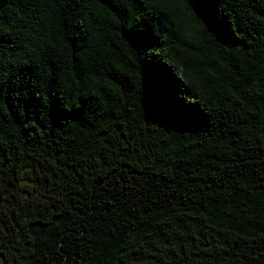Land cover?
I'll list each match as a JSON object with an SVG mask.
<instances>
[{
	"label": "trees",
	"instance_id": "16d2710c",
	"mask_svg": "<svg viewBox=\"0 0 264 264\" xmlns=\"http://www.w3.org/2000/svg\"><path fill=\"white\" fill-rule=\"evenodd\" d=\"M0 264H264V0H0Z\"/></svg>",
	"mask_w": 264,
	"mask_h": 264
}]
</instances>
